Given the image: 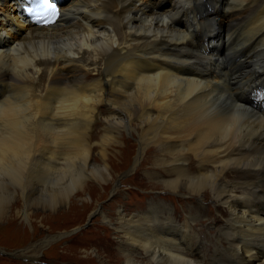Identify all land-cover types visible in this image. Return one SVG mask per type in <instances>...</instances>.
<instances>
[{"label": "bare ground", "instance_id": "bare-ground-1", "mask_svg": "<svg viewBox=\"0 0 264 264\" xmlns=\"http://www.w3.org/2000/svg\"><path fill=\"white\" fill-rule=\"evenodd\" d=\"M9 1L0 0V218L17 197L55 210L98 196L90 180L102 197L116 184L115 158L130 166L133 155L136 166L162 152L154 160L166 175L152 185L203 207L214 199L229 217L208 251L193 207L185 221L158 201L132 218L95 208L137 249L122 264H264V0H64L51 27L26 25ZM99 120L105 133L92 144ZM125 133L138 141L129 157Z\"/></svg>", "mask_w": 264, "mask_h": 264}, {"label": "rangeland", "instance_id": "rangeland-1", "mask_svg": "<svg viewBox=\"0 0 264 264\" xmlns=\"http://www.w3.org/2000/svg\"><path fill=\"white\" fill-rule=\"evenodd\" d=\"M6 4H10V1L6 0ZM0 6V16H2L1 10H5L6 7L4 4ZM4 28L7 29L8 26L4 25ZM6 35L11 37L10 34ZM88 76L93 78L89 74ZM106 125L107 123L101 120L94 123L92 144L98 142L101 134L105 133L103 128ZM124 137L126 140L121 142L123 147L119 151L125 152L129 157L135 152L138 141L127 133ZM91 152L93 161L96 159V164H102L99 161L101 160L100 150L94 147ZM108 154L112 156L114 153L109 152ZM163 155L162 152L153 154L146 152L136 166L131 161L133 155L129 157L130 166L123 165L124 160L115 158L114 165L109 167L111 171L109 180L113 179L116 184L112 188H107V192L100 197L99 194L104 192L102 187L90 180L89 183L95 185L93 186L96 190L94 194L98 196L91 198L92 195L86 194L84 198H77L73 201L76 202V206L72 208L73 202L70 203V201L67 204L58 205L55 210L46 202V204L39 202L27 208L22 199L15 198L6 212L7 216L0 218V264H122L124 250L131 248L136 252L137 249H133L125 241L118 239L117 232L113 230L112 225L105 223L100 215H93V211L96 208V210L116 214L117 211L124 210L129 215L128 217L132 218L147 212L153 201L170 205L175 211V217L179 216V221H185L188 217L183 210L193 207V212L201 214H195V216L198 214L201 216L200 219L196 218L198 221L196 230L201 228V236L202 233L204 235L208 231V237L213 239V242L209 239L207 243H212L213 246L207 244L206 248L208 251L216 249L214 242L217 238L211 234L217 235V229L213 226H223L224 219L220 218L222 216L228 218L229 214H224L225 209L214 206L212 204L214 199H206L208 200L205 203L206 207H203L193 199L182 198L174 192H165L162 185H152L150 182L161 181L166 175L164 165L154 160V158L160 160ZM190 165L195 168V160L190 162ZM183 167L188 168L189 164H184ZM154 189L157 191H152ZM83 203H88L89 207H85ZM28 214L30 215L29 220L25 218ZM32 249L38 251L35 258L22 256ZM136 258L140 261H148L144 259L140 251Z\"/></svg>", "mask_w": 264, "mask_h": 264}, {"label": "snow or ice", "instance_id": "snow-or-ice-1", "mask_svg": "<svg viewBox=\"0 0 264 264\" xmlns=\"http://www.w3.org/2000/svg\"><path fill=\"white\" fill-rule=\"evenodd\" d=\"M29 12L35 17L38 23H53L58 15V9L50 0H34V6Z\"/></svg>", "mask_w": 264, "mask_h": 264}]
</instances>
